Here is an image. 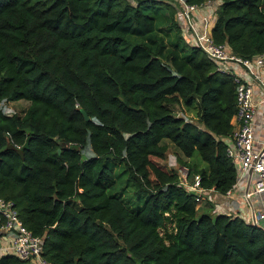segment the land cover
I'll use <instances>...</instances> for the list:
<instances>
[{"label":"trees","instance_id":"obj_1","mask_svg":"<svg viewBox=\"0 0 264 264\" xmlns=\"http://www.w3.org/2000/svg\"><path fill=\"white\" fill-rule=\"evenodd\" d=\"M210 34L264 54L263 0H219ZM22 99V114L1 106ZM182 100L195 120L174 112ZM236 113L232 77L185 41L173 0H0V196L50 264H264L261 226L201 210L162 163L173 144L224 194ZM121 176L135 206L113 191Z\"/></svg>","mask_w":264,"mask_h":264},{"label":"built area","instance_id":"obj_2","mask_svg":"<svg viewBox=\"0 0 264 264\" xmlns=\"http://www.w3.org/2000/svg\"><path fill=\"white\" fill-rule=\"evenodd\" d=\"M173 1L185 41L202 49L215 68L229 74L234 82L237 113L232 120V133L222 139L226 155L235 163L237 177L223 195L232 196L242 181V196L252 211L250 222L264 229V54L242 58L226 43L214 41L210 32L205 31L206 21L215 18L214 0L200 4ZM178 172L179 183L193 194L197 203L204 194L212 200L210 194L214 189L202 186L199 174H190L185 165ZM42 252V237L23 224L11 200L0 196V256L12 254L25 264H50Z\"/></svg>","mask_w":264,"mask_h":264},{"label":"rangeland","instance_id":"obj_3","mask_svg":"<svg viewBox=\"0 0 264 264\" xmlns=\"http://www.w3.org/2000/svg\"><path fill=\"white\" fill-rule=\"evenodd\" d=\"M264 2V0H263ZM164 12V11H163ZM180 21V18H178ZM214 19H211V21H206V27L205 31L206 32H210V26L212 25ZM181 23V21H180ZM202 26L205 27V23L202 24ZM28 101L27 100H16V101H2L1 102V106H3L4 111L7 113H19L22 114L24 109L26 108V106L28 105ZM174 112L180 116H184L186 118L195 120L196 119V114H197V109L196 106L193 104H186L185 101H181V103L179 102V104H176L174 106ZM178 154H180L179 150L173 145V144H167V150L165 153V157L162 160V163L165 164V166L168 169H175L178 172V169L183 166L182 165V160L184 158H182V160H179L178 158ZM193 162L197 165H199L200 167H202L204 165V162L200 159H198V155L195 153L194 157H193ZM187 160V159H186ZM197 165V166H198ZM179 174V172H178ZM247 176V174H246ZM239 191L242 193L243 195V184L242 181L239 182ZM236 189H234L235 191ZM113 191L119 192L120 194H123L124 200L130 205V206H135L137 204V200L135 199V195L132 192L131 187H129L124 180V176H121L118 181L116 182L115 186L113 187ZM201 202L197 203V205H205L206 207H209V203H211L209 201V197L207 194H204L201 198ZM216 207V206H215ZM210 209V208H209ZM214 209V208H213ZM213 209L209 210V212L211 214H214L215 212L213 211ZM217 209V208H216ZM223 211L220 208H218V211ZM219 211V212H220ZM217 212V211H216Z\"/></svg>","mask_w":264,"mask_h":264},{"label":"crops","instance_id":"obj_4","mask_svg":"<svg viewBox=\"0 0 264 264\" xmlns=\"http://www.w3.org/2000/svg\"><path fill=\"white\" fill-rule=\"evenodd\" d=\"M215 6L218 5L219 0H214ZM214 23V21H213ZM212 23V25H213ZM212 25L210 26V30L212 28ZM264 133V130L262 131ZM87 154H91L90 151H87ZM239 186L236 188L235 191H233L232 196H226L223 194L218 193L217 191L211 192L212 200L209 203L213 204V211L216 213L219 212L218 208H220L223 211H220L221 213L226 214H237L243 217L246 221H250L252 211L251 208L246 203V200L243 198L242 193L239 191ZM243 186V190H244ZM216 206V207H215ZM201 210H205L207 207L205 205H200ZM217 208V209H216Z\"/></svg>","mask_w":264,"mask_h":264},{"label":"water","instance_id":"obj_5","mask_svg":"<svg viewBox=\"0 0 264 264\" xmlns=\"http://www.w3.org/2000/svg\"><path fill=\"white\" fill-rule=\"evenodd\" d=\"M83 114H84V117L87 119V118H88V116L86 115V113H85V112H83Z\"/></svg>","mask_w":264,"mask_h":264}]
</instances>
